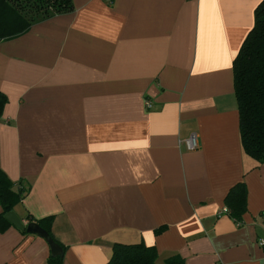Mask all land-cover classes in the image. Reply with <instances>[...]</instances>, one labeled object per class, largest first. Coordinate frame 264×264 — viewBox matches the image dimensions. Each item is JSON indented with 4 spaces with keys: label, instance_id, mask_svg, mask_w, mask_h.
Masks as SVG:
<instances>
[{
    "label": "crops",
    "instance_id": "crops-1",
    "mask_svg": "<svg viewBox=\"0 0 264 264\" xmlns=\"http://www.w3.org/2000/svg\"><path fill=\"white\" fill-rule=\"evenodd\" d=\"M260 1L71 0L0 41V168L29 186L21 221L53 217L62 264H107L115 242L154 246L156 264H264V164L243 151L233 85ZM239 181L240 223L224 210ZM49 255L0 232V264Z\"/></svg>",
    "mask_w": 264,
    "mask_h": 264
},
{
    "label": "trees",
    "instance_id": "trees-1",
    "mask_svg": "<svg viewBox=\"0 0 264 264\" xmlns=\"http://www.w3.org/2000/svg\"><path fill=\"white\" fill-rule=\"evenodd\" d=\"M72 9L71 0H0V41L17 37L33 24ZM233 85L243 151L257 164H264V0L256 6L254 24L233 60ZM6 102V95L0 91V118ZM28 191L29 186L15 184L0 168V232L12 225L4 214L21 202ZM246 199L247 187L243 181L233 185L224 198L225 212L238 223L247 209ZM52 220V216H46L34 219V222L44 228L64 250L51 232ZM163 229L160 227L155 232ZM62 255L50 254L47 264H62ZM156 257L154 246L143 242H115L107 264H156ZM166 264L185 263L181 256L172 255L166 259Z\"/></svg>",
    "mask_w": 264,
    "mask_h": 264
},
{
    "label": "water",
    "instance_id": "water-1",
    "mask_svg": "<svg viewBox=\"0 0 264 264\" xmlns=\"http://www.w3.org/2000/svg\"><path fill=\"white\" fill-rule=\"evenodd\" d=\"M4 217L16 228L25 230L27 233H34L41 236L49 245L51 255L57 256L62 254V247L58 243H56L53 238L47 233V231L42 228L37 222L32 221L24 223L13 210L5 213Z\"/></svg>",
    "mask_w": 264,
    "mask_h": 264
},
{
    "label": "built area",
    "instance_id": "built-area-1",
    "mask_svg": "<svg viewBox=\"0 0 264 264\" xmlns=\"http://www.w3.org/2000/svg\"><path fill=\"white\" fill-rule=\"evenodd\" d=\"M145 106L147 108H150L151 106V102L147 99L145 100ZM183 143L188 150L196 149L199 147V137L197 136V134L192 133L190 136L183 140ZM258 244L260 246H264V238L259 239Z\"/></svg>",
    "mask_w": 264,
    "mask_h": 264
}]
</instances>
